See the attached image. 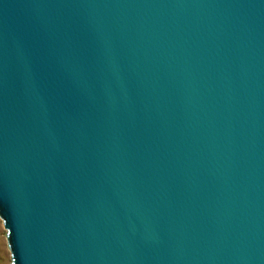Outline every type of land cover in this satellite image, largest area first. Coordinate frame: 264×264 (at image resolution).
I'll return each mask as SVG.
<instances>
[{"label":"water","instance_id":"1","mask_svg":"<svg viewBox=\"0 0 264 264\" xmlns=\"http://www.w3.org/2000/svg\"><path fill=\"white\" fill-rule=\"evenodd\" d=\"M11 264H264V0H0Z\"/></svg>","mask_w":264,"mask_h":264},{"label":"rangeland","instance_id":"2","mask_svg":"<svg viewBox=\"0 0 264 264\" xmlns=\"http://www.w3.org/2000/svg\"><path fill=\"white\" fill-rule=\"evenodd\" d=\"M6 233L3 221L0 219V264H11V251L5 236Z\"/></svg>","mask_w":264,"mask_h":264}]
</instances>
